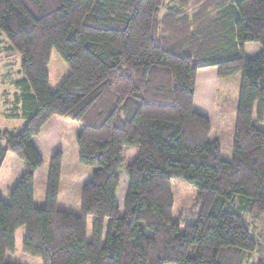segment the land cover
Instances as JSON below:
<instances>
[{"label":"trees","instance_id":"obj_1","mask_svg":"<svg viewBox=\"0 0 264 264\" xmlns=\"http://www.w3.org/2000/svg\"><path fill=\"white\" fill-rule=\"evenodd\" d=\"M1 42L12 50L5 57H22L4 102L24 123L0 128V170L8 153L25 170L10 201L0 196V264H18L7 253L21 226L23 251L43 264H264L250 261L264 250V237L251 233L264 219V130L252 121L256 103L264 116V0H0ZM53 48L70 67L56 91L47 71ZM238 72L226 160L214 96L219 78ZM73 121L83 124L79 159L96 167L78 215L58 208L69 147L61 131ZM54 146L38 207L35 174ZM132 147L139 153L119 195L122 152ZM174 178L201 201L183 230L173 218Z\"/></svg>","mask_w":264,"mask_h":264},{"label":"rangeland","instance_id":"obj_2","mask_svg":"<svg viewBox=\"0 0 264 264\" xmlns=\"http://www.w3.org/2000/svg\"><path fill=\"white\" fill-rule=\"evenodd\" d=\"M2 53L0 54V128L19 127L24 123L21 116H14L12 112V102L5 103L6 97L13 96L14 89L11 78L18 75L22 57L19 53L11 57H5L12 50L6 49L8 46L4 42L0 43ZM2 57V58H1ZM49 75V88L56 91L64 79L70 73V67L61 57L58 51L53 48L49 63L47 64ZM9 73V74H8ZM11 77V78H9ZM242 74H236L219 78L217 81L215 98V110L221 115L213 124L215 134L217 135L222 157L231 160L233 157V143L235 136L236 117L239 103V93L241 86ZM12 84V85H11ZM260 105L256 103L253 112V123L264 130V116L260 117ZM16 124V126H15ZM83 124L73 121L68 124L62 131L61 137L68 144V149L63 154V165L61 174V185L59 193L58 208L72 212L74 214L81 213V195L84 185L91 180L94 166L83 164L79 159V147L77 144V136ZM58 146H54L43 154V164L35 174V205L41 207L45 204L46 185L49 176L50 161L52 156L58 151ZM139 149L137 147L125 148L122 152L123 165L119 171L121 177V185L119 187V195H125L126 186L129 182L126 170L137 157ZM25 170V163L14 153H8L0 170V196L5 202L10 201V191L15 187L18 179ZM171 188L175 199L173 209V218L181 225V229L193 222L200 213L201 201L198 199L197 189L181 178H174L171 181ZM118 195V197H119ZM120 203V209L123 210V200ZM245 219L252 224L253 220L247 214ZM95 217H88L87 238L92 239L93 223ZM109 221L105 225V237L107 234ZM26 229L21 226L15 233V249L7 253V260L18 264H43L42 258L39 256L25 253L22 249L23 239ZM251 233L264 237V219L253 224ZM264 242V241H263ZM253 259L263 260L264 250H258L250 261Z\"/></svg>","mask_w":264,"mask_h":264},{"label":"crops","instance_id":"obj_3","mask_svg":"<svg viewBox=\"0 0 264 264\" xmlns=\"http://www.w3.org/2000/svg\"><path fill=\"white\" fill-rule=\"evenodd\" d=\"M122 200H123V196H122Z\"/></svg>","mask_w":264,"mask_h":264}]
</instances>
